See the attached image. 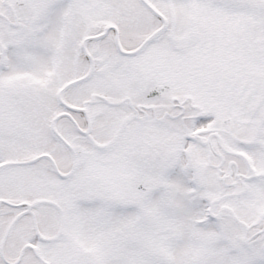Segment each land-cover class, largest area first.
I'll return each instance as SVG.
<instances>
[{"label": "snow or ice", "instance_id": "6c2138e0", "mask_svg": "<svg viewBox=\"0 0 264 264\" xmlns=\"http://www.w3.org/2000/svg\"><path fill=\"white\" fill-rule=\"evenodd\" d=\"M0 264H264V0H0Z\"/></svg>", "mask_w": 264, "mask_h": 264}]
</instances>
